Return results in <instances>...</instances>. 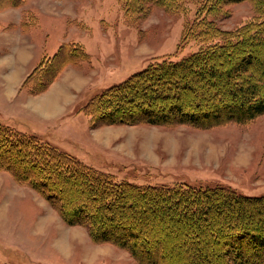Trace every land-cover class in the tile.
I'll return each instance as SVG.
<instances>
[{
  "label": "trees",
  "instance_id": "obj_1",
  "mask_svg": "<svg viewBox=\"0 0 264 264\" xmlns=\"http://www.w3.org/2000/svg\"><path fill=\"white\" fill-rule=\"evenodd\" d=\"M244 1L254 17L240 28L223 31L210 19L224 6ZM26 2L0 0V11ZM120 3L128 20L144 18L153 8L178 15L188 4L197 6L181 44L194 42L198 49L181 60L151 62L91 98L81 112L92 127L187 125L207 130L246 126L264 115V0ZM88 59L80 43L61 44L21 87L29 95L44 92L66 67L82 66ZM0 171L41 195L64 223L84 227L93 243L120 248L137 264H264V196L245 197L220 186L116 182L38 137L3 125Z\"/></svg>",
  "mask_w": 264,
  "mask_h": 264
},
{
  "label": "rangeland",
  "instance_id": "obj_2",
  "mask_svg": "<svg viewBox=\"0 0 264 264\" xmlns=\"http://www.w3.org/2000/svg\"><path fill=\"white\" fill-rule=\"evenodd\" d=\"M186 10L173 15L153 8L144 18L128 20L120 0H27L20 6L21 25L25 23L20 41L31 51L30 72L64 43H80L89 59L82 66L66 67L39 94L29 95L20 85V100L40 99L56 81L66 80L73 99L61 115L44 119L28 110L21 113V104L20 115L8 117L4 113L14 111L6 112L8 104L1 97L0 125L34 135L116 182L220 186L245 197L264 196V115L246 126L201 130L187 125L92 127L81 112L91 98L151 62L193 54L198 45L181 40L197 6L188 4ZM253 17L251 4L244 1L224 6L210 19L223 31H234ZM0 264L137 263L120 248L93 243L84 227L67 225L41 195L0 171Z\"/></svg>",
  "mask_w": 264,
  "mask_h": 264
},
{
  "label": "crops",
  "instance_id": "obj_3",
  "mask_svg": "<svg viewBox=\"0 0 264 264\" xmlns=\"http://www.w3.org/2000/svg\"><path fill=\"white\" fill-rule=\"evenodd\" d=\"M0 24V98L5 99L4 102L6 105L8 104L6 112L11 109L14 112L16 111L15 113L8 112L4 114L8 117L20 115L22 104L24 108H22L23 112L21 113L28 110L44 119L58 117L67 109L66 107L71 106V100L73 99L72 94L66 91L67 85L69 86L68 82L66 80L56 81L40 99L25 96L21 97L20 100L21 95L18 91L20 85L33 68L29 65L31 51L24 47V43L20 41V34L22 36L25 34L20 20V7L1 10ZM70 86V88H74V85ZM14 101H16L15 106L17 108L13 107ZM43 101H46V106H44Z\"/></svg>",
  "mask_w": 264,
  "mask_h": 264
},
{
  "label": "bare ground",
  "instance_id": "obj_4",
  "mask_svg": "<svg viewBox=\"0 0 264 264\" xmlns=\"http://www.w3.org/2000/svg\"><path fill=\"white\" fill-rule=\"evenodd\" d=\"M49 100H50V99H49ZM43 102H44V101H43ZM48 103H49V102H48ZM44 104H45V105H44ZM44 104H43V105L46 106V101L44 102ZM49 104H50V103H49ZM52 105H53V104H52ZM47 106H48V105H47ZM56 106H57V105H56ZM40 107H41V106H40ZM47 108H48V107H47ZM47 108H46V109H47ZM44 109H45V108H44Z\"/></svg>",
  "mask_w": 264,
  "mask_h": 264
}]
</instances>
